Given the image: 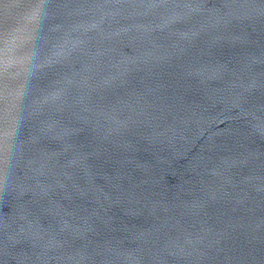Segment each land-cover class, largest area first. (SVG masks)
<instances>
[{
  "label": "water",
  "instance_id": "1",
  "mask_svg": "<svg viewBox=\"0 0 264 264\" xmlns=\"http://www.w3.org/2000/svg\"><path fill=\"white\" fill-rule=\"evenodd\" d=\"M0 100V264H264V0H0Z\"/></svg>",
  "mask_w": 264,
  "mask_h": 264
},
{
  "label": "snow or ice",
  "instance_id": "2",
  "mask_svg": "<svg viewBox=\"0 0 264 264\" xmlns=\"http://www.w3.org/2000/svg\"><path fill=\"white\" fill-rule=\"evenodd\" d=\"M42 2V0H41ZM16 104H20L21 101L19 97L15 101ZM8 105L5 101L0 100V146L3 144V137L5 136L6 132L7 135L11 136V126L13 123L10 121L13 119V116L16 114V109L13 108L11 114L8 112Z\"/></svg>",
  "mask_w": 264,
  "mask_h": 264
}]
</instances>
